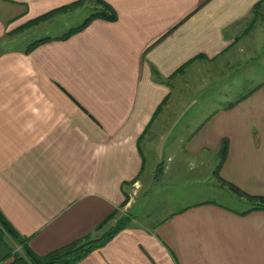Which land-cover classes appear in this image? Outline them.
Listing matches in <instances>:
<instances>
[{
  "label": "crops",
  "instance_id": "0c3cea01",
  "mask_svg": "<svg viewBox=\"0 0 264 264\" xmlns=\"http://www.w3.org/2000/svg\"><path fill=\"white\" fill-rule=\"evenodd\" d=\"M77 1L0 0V210L32 251L48 255L92 235L126 200L127 182L144 186L142 141L160 130L150 151L175 134L183 170L168 164L152 176V194L187 177L182 157L197 162L196 178L214 176L227 142L217 181L264 196V83L196 122L188 116L200 101L173 94L185 76H204L203 62L253 43L246 22L256 6L264 15V0H104L117 19H94L66 39L81 23L45 34L33 42L51 40L31 51L6 46L67 18L85 1L29 27ZM175 100L183 114L170 117ZM244 210L205 200L150 225L135 220L76 264H264V211ZM9 247L0 240V264L13 261L4 260Z\"/></svg>",
  "mask_w": 264,
  "mask_h": 264
},
{
  "label": "rangeland",
  "instance_id": "374dc122",
  "mask_svg": "<svg viewBox=\"0 0 264 264\" xmlns=\"http://www.w3.org/2000/svg\"><path fill=\"white\" fill-rule=\"evenodd\" d=\"M84 1V6L75 10V12L67 16V18L46 24L44 27L33 28L29 30L30 32H27L24 36L19 37L13 43H7L6 46H11L12 48H23L30 45L31 42L44 36L45 34H60L70 27L82 23L91 14H94L96 10H99L100 5L96 0ZM262 11V8L258 9L256 7L253 11V16L246 22V25H248L246 32H254L251 37L253 41L252 44L242 42L238 46V52L236 54H224L215 61L203 62V68L205 69L204 76H199L197 77L198 79L195 77L196 75L188 77L185 76V81H177L175 83L176 87H173L174 96L175 94L179 95L182 92V94L184 96L186 95L187 98L193 99L191 106L194 105V100L200 101L197 108L191 111V107H188L185 110L188 112L191 111L188 116L189 119L195 118L196 122L204 115L205 116L203 118L206 119L217 108L228 107L231 106V104L233 105L235 102L241 101L245 96L250 94L251 91L249 90L251 88L254 89L255 86L264 83V15ZM32 21L29 23V27L37 24V22ZM39 22L41 21H38V23ZM199 79L200 82L198 81ZM199 89L201 90L199 91ZM201 91L203 93H201ZM181 102L182 101L175 100L164 111H168V115H170V117H177L180 114H183V105ZM161 112H163V110ZM184 115H186V113H184ZM170 126L171 124L166 125L165 133L170 132ZM161 133L162 130L158 131L152 137L151 134L148 133L146 139L142 141V146L148 153L147 165L143 173V176L147 177L146 181L144 180V186L135 188L132 186L133 183L129 184L127 187L128 193L130 194H128L129 198L125 204L123 202L118 208V214L114 219H112L111 224L109 223L108 226L105 225L103 228L97 229V227L102 224V221L99 225H97L94 233L88 236H100L110 227V225H116L115 223L123 218H126L127 221L124 222L121 220V225H132L135 220L140 223L145 222V224L150 225L152 221H159L162 218L169 216L176 210L199 201L211 200L236 209L244 210V208H247L249 202L245 198L233 190L230 185L223 182V180L219 182L217 181V178H215V175L218 174L217 168L213 170L214 176L207 177L208 175H204L203 179H198L196 178L198 176V169L196 168L198 166L197 162L189 159L188 161L185 157H182V162L185 166H188V168L191 169L186 171L187 177L174 183L161 184V187H159V189L152 194L151 190L153 188H147V183L151 182L149 179L154 176L158 170L160 174L158 179L164 174V170L168 164H172L175 169L183 170V166L179 161L181 157L176 155L177 152L175 151L178 138L175 134V137L168 134V137L171 138L169 139L167 145L159 149V153L156 152V150L150 151L153 146L152 143H157L160 141L161 136L164 135ZM168 150L174 151L171 156H169ZM159 156L161 158H159ZM218 156L221 158L219 154ZM219 157L215 158L219 159ZM217 165H219V162ZM153 166L156 169L154 172H151L154 168ZM208 166L204 165L201 172L207 173L208 171H211L212 168L210 169ZM186 178H188L187 181L185 180ZM145 198H147L146 201ZM129 200L131 201V206L127 209L125 206L128 204ZM139 204H141V206H139ZM142 206L143 210H141ZM7 241L12 246L14 252L23 254L20 245L13 242L9 237H7Z\"/></svg>",
  "mask_w": 264,
  "mask_h": 264
},
{
  "label": "trees",
  "instance_id": "16d2710c",
  "mask_svg": "<svg viewBox=\"0 0 264 264\" xmlns=\"http://www.w3.org/2000/svg\"><path fill=\"white\" fill-rule=\"evenodd\" d=\"M84 0H79L77 2L65 5L63 7L57 8L53 11H50L37 19L33 20L32 22H38L41 20H44L50 16H52L55 13L67 11L69 9H72L76 6H79ZM97 3H99V10H96L94 14H91L89 17H87L80 25L75 26L71 28L64 36L60 37L59 39H66L70 35L84 29L86 26H88L94 19L97 18H104L106 20H115L117 19L116 12L113 10V8L104 0H96ZM257 7V6H256ZM255 7V8H256ZM255 10V9H254ZM50 38H43L40 40H37L29 45L27 51H31L37 46H39L42 43L50 41ZM191 63V62H189ZM188 63V64H189ZM186 66V65H185ZM182 67L183 68H185ZM181 70V69H180ZM259 87V86H258ZM257 87V88H258ZM232 105V104H231ZM227 153V142H224V145L220 151V162L217 167L218 171L222 164L223 159L225 158ZM159 171V170H158ZM156 172L155 179L157 180L159 177V172ZM136 178L132 180L131 182H127L126 184H132L135 182ZM225 182V181H224ZM233 190L238 192L243 198H245L249 203L247 208L243 211L244 214L252 212V211H258L262 210L264 211V196L263 195H253L246 193L237 187L229 184ZM128 195L126 194V200L124 201V204L128 200ZM118 214V209H116L108 218L100 224L97 229L103 228L105 225H107L112 219L116 217ZM126 222V218L120 219L117 221L116 225L110 226L108 229H106L103 234L100 236L95 237H84L77 242L64 247L62 249H59L53 253H50L48 255H38L32 249L29 247L28 244V238L23 237L10 223V221L6 218V216L3 214V212L0 210V240H2L4 243L7 241V237H9L13 242L20 245L23 254H18L13 251L12 247H9V252L4 258V260L13 259L12 262L9 264H76L80 260L87 257L92 251L95 249H98L102 247L106 242H108L110 239H112L120 230L125 228L127 225H121L120 222ZM127 224V223H126Z\"/></svg>",
  "mask_w": 264,
  "mask_h": 264
}]
</instances>
